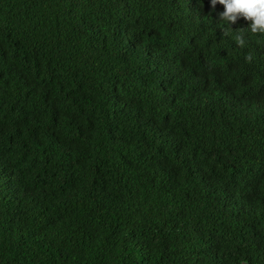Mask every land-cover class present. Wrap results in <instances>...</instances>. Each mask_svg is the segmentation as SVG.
I'll return each instance as SVG.
<instances>
[{
  "label": "trees",
  "instance_id": "16d2710c",
  "mask_svg": "<svg viewBox=\"0 0 264 264\" xmlns=\"http://www.w3.org/2000/svg\"><path fill=\"white\" fill-rule=\"evenodd\" d=\"M246 27L209 0H0V264H264Z\"/></svg>",
  "mask_w": 264,
  "mask_h": 264
},
{
  "label": "clouds",
  "instance_id": "9594fccd",
  "mask_svg": "<svg viewBox=\"0 0 264 264\" xmlns=\"http://www.w3.org/2000/svg\"><path fill=\"white\" fill-rule=\"evenodd\" d=\"M222 10L217 12V6ZM209 7L216 12L220 21L229 26L239 20L247 22L246 29L250 34L264 35V0H209ZM241 45L244 44L242 37H237Z\"/></svg>",
  "mask_w": 264,
  "mask_h": 264
}]
</instances>
